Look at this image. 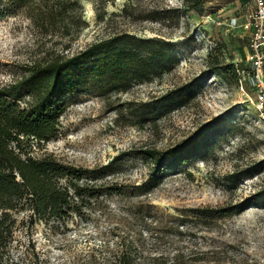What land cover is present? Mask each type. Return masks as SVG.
Returning <instances> with one entry per match:
<instances>
[{
  "label": "rangeland",
  "instance_id": "374dc122",
  "mask_svg": "<svg viewBox=\"0 0 264 264\" xmlns=\"http://www.w3.org/2000/svg\"><path fill=\"white\" fill-rule=\"evenodd\" d=\"M67 1L72 7L56 28H41L30 10L0 21V88L19 78L25 66L69 57L122 33L170 42L177 63L127 92L68 100L57 137L33 155L107 166L106 174L96 197L69 222H17L6 263L264 264V205L221 217L204 211L237 205L264 187V171L230 179L264 161V117L255 109L254 94L247 81L240 89L238 81L210 67L246 64L245 51L236 50L228 36H244L230 22L242 16L247 0L208 17L186 11L182 0ZM187 84L184 95L173 93ZM166 93L169 98L155 105L154 114L135 117L139 104ZM212 121L226 127L203 158L165 173L151 190L139 188L150 164L134 150L168 148Z\"/></svg>",
  "mask_w": 264,
  "mask_h": 264
},
{
  "label": "trees",
  "instance_id": "16d2710c",
  "mask_svg": "<svg viewBox=\"0 0 264 264\" xmlns=\"http://www.w3.org/2000/svg\"><path fill=\"white\" fill-rule=\"evenodd\" d=\"M235 1L182 0V7L208 17ZM71 7L67 0H0V21L30 10V19L41 28H56L67 19L65 15ZM228 37L238 51L247 46L246 35ZM176 63L170 42L122 33L91 43L69 57L56 56L25 66L19 78L0 88V264H7L5 255L17 222L29 226L69 222L96 197L98 181L106 174L107 166L88 168L52 155H33L36 148L57 137L59 119L68 100L79 95L127 92L134 83L160 78ZM210 67L213 74L238 81L236 69H247L248 65L212 63ZM187 91L190 84L173 93L180 97ZM169 96L166 93L159 101L139 104L135 117L142 119L147 113L154 114L155 105ZM225 127L224 121L204 123L168 148L134 150V156L150 164L148 177L139 188L144 192L151 190L165 173L203 158ZM262 171L264 161H258L232 174L230 179L238 181ZM258 205H264V187L237 205L204 211L221 217Z\"/></svg>",
  "mask_w": 264,
  "mask_h": 264
},
{
  "label": "built area",
  "instance_id": "2783aa9c",
  "mask_svg": "<svg viewBox=\"0 0 264 264\" xmlns=\"http://www.w3.org/2000/svg\"><path fill=\"white\" fill-rule=\"evenodd\" d=\"M253 1V8L246 11L241 24L235 19L230 23L241 28L247 37L244 57L248 68L236 69L240 89L247 81L254 94L255 109L264 117V0Z\"/></svg>",
  "mask_w": 264,
  "mask_h": 264
},
{
  "label": "crops",
  "instance_id": "0c3cea01",
  "mask_svg": "<svg viewBox=\"0 0 264 264\" xmlns=\"http://www.w3.org/2000/svg\"><path fill=\"white\" fill-rule=\"evenodd\" d=\"M246 3H247V7H246V9L244 10L242 16H241L239 19H235V18H233V19L236 20V23H237V24H241L242 21H243V16H244V14L246 13V11H248V10H250V9L253 8V5H254V1H253V0H247ZM244 51H245V48H244ZM244 53H245V52H244Z\"/></svg>",
  "mask_w": 264,
  "mask_h": 264
}]
</instances>
